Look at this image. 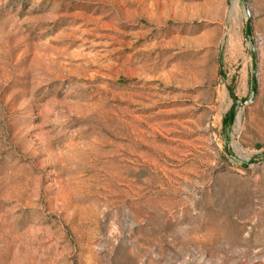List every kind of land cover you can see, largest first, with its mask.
Segmentation results:
<instances>
[{
	"label": "rangeland",
	"instance_id": "1",
	"mask_svg": "<svg viewBox=\"0 0 264 264\" xmlns=\"http://www.w3.org/2000/svg\"><path fill=\"white\" fill-rule=\"evenodd\" d=\"M0 264H264V0H0Z\"/></svg>",
	"mask_w": 264,
	"mask_h": 264
},
{
	"label": "water",
	"instance_id": "2",
	"mask_svg": "<svg viewBox=\"0 0 264 264\" xmlns=\"http://www.w3.org/2000/svg\"><path fill=\"white\" fill-rule=\"evenodd\" d=\"M254 90V84H252V92ZM240 104H244L246 103V99H242L239 101ZM238 105V102H234L231 104L229 111H228V119H227V124H230L232 122L233 119V110L235 109V107ZM255 161V160H253Z\"/></svg>",
	"mask_w": 264,
	"mask_h": 264
}]
</instances>
